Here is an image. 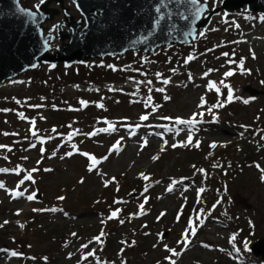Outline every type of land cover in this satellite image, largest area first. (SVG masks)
<instances>
[{
	"label": "rangeland",
	"instance_id": "1",
	"mask_svg": "<svg viewBox=\"0 0 264 264\" xmlns=\"http://www.w3.org/2000/svg\"><path fill=\"white\" fill-rule=\"evenodd\" d=\"M207 3L213 9L222 0ZM49 8L43 29L55 35L54 53L69 40L57 37L70 30L62 8L74 20L82 15L74 0H50ZM225 85L239 99L226 102ZM218 102L224 106L212 108ZM201 112L194 127L175 123ZM0 145V170H7L0 171V264H238L243 250L251 264H264L250 248L264 238V13L221 9L196 40L152 53L40 63L0 85ZM92 156L100 163L90 171ZM190 220L196 234L189 231L185 247L177 242Z\"/></svg>",
	"mask_w": 264,
	"mask_h": 264
},
{
	"label": "water",
	"instance_id": "2",
	"mask_svg": "<svg viewBox=\"0 0 264 264\" xmlns=\"http://www.w3.org/2000/svg\"><path fill=\"white\" fill-rule=\"evenodd\" d=\"M49 2L46 0L32 10L24 7L21 0H0V85L40 63L70 65L129 51L147 54L161 47L191 43L221 9L229 12L246 6L249 12L264 13V0H222L221 7L211 10L207 2L200 0L196 5L189 0L179 3L178 0H74L82 17L74 20L62 8L70 30L61 31L57 37L69 40L50 53L49 42L55 35L49 31L45 34L43 29V24L52 17ZM158 6L160 12L156 11ZM200 6H203L201 18L194 25L191 19L182 18L181 14L190 15ZM161 13L164 18L157 25ZM83 19L85 25L80 29ZM49 36L52 39L45 48ZM245 89L252 96L259 93L251 86ZM251 249L255 256L264 259V238L253 243Z\"/></svg>",
	"mask_w": 264,
	"mask_h": 264
},
{
	"label": "snow or ice",
	"instance_id": "3",
	"mask_svg": "<svg viewBox=\"0 0 264 264\" xmlns=\"http://www.w3.org/2000/svg\"><path fill=\"white\" fill-rule=\"evenodd\" d=\"M179 2H182V0H178V3H179ZM189 2H190L191 4H194V5L199 4V0H189ZM206 2H207V0H205V4H206ZM40 3H41V4L44 3V0H40ZM36 7L39 8V4H38ZM202 10H203V6H200V7H197V8L195 9V11H194L193 13H191L190 15H183V14H181V15H182V18L185 19V20H189V19H191V23L194 25V24H195V21H197V20H199V19L201 18ZM156 11H157V12H160V7H159V6L157 7ZM30 15L33 16V17H35V16H36V13H30ZM163 18H164V17H163V13H161L159 19L156 21V24L158 25V24H159V21H160L161 19H163ZM213 30H215V29H213ZM190 34H191V32L188 33V35H190ZM204 35H205V33H204L203 31H201V32H200V36H204ZM50 39H52L51 36H49V37L45 40V42H44V46H45V48L48 47V41H49ZM223 55L227 56L228 53H224ZM192 59H194L193 56H191V55L188 56L187 59H186V61H185V63H187L188 61H191ZM32 67H36V65H32ZM52 67H55V65H52ZM239 67H240V70H241V71H244V70H245V68H244V60H243V59H240V61H239ZM209 71H211V70H209ZM158 75H159V74H158ZM205 75H207V73H205ZM224 75H225L226 77H231V76L233 75V72L230 70V71H228V72H225ZM189 79H191V74L189 75ZM148 83H151V81H148ZM164 83L167 84V83H168V80H165ZM220 83L223 84L224 81H221ZM225 86L228 88V91H227V101H226V102H231L234 98H235V99H239V97H234V95H233V90H232V88H231L230 86H227V85H225ZM208 87H209L210 89H215V91H216L217 93L220 92V88L217 87L216 82L210 81L209 84H208ZM158 91L163 92L164 89L161 88V89H158ZM81 103H82V105H86L87 102L82 101ZM205 103H206V101H205L204 98L202 97L199 106L202 107ZM244 103H248V100H245ZM223 106H224V102H218L217 104L212 105V108H218V107H223ZM37 107H38V106H37ZM212 108L209 109V112L212 111ZM197 115H199V116L202 117V116L204 115V113H203V112H201V113H199V114L193 113L192 118H191V119H188V120H184V119L177 118L176 121H175V123H176V124H180V125H188V126H190V127H194L197 123L200 122V121H198L197 118H196ZM21 116H23L22 113H21ZM141 119H142V120H147L148 117L145 115V116H142ZM165 119H170V118H165ZM213 119H215V116H214V115H213ZM33 123H34V122H33ZM111 128H112V125L109 124V128H108V129H101L100 131H108V130L111 129ZM33 135H35V133H33ZM90 135H94V133H91ZM192 142H193V137H192V134L189 133L186 143H187V144H191ZM196 146L199 147V141L196 142ZM0 147H5V146L0 145ZM118 147H119V144L115 145V146H114V149H118ZM172 147L175 148V147H177V145H176V144H173ZM210 147L215 148V147H216V144L213 143V144L210 145ZM41 151H43V149H41ZM71 154H72V153H67L66 155H71ZM83 155H84V156H89L88 153H83ZM104 159H107V156L104 157ZM153 159H156V157H153ZM90 161H91L90 164H89V170H90V171H91L93 168H95L96 165H98V164L100 163V161L97 160L94 156L90 157ZM213 166L216 167L217 165H213ZM257 167H259V165H257ZM0 171H7V170L4 169V170H0ZM36 171H37V169H32L31 172H29V174H28L27 176L24 177V180H32V179H33V177H32V172H36ZM45 171H50V169H45ZM199 171H200L201 173H204V172H205L204 169H199ZM261 171H262V173H264V169H262ZM141 176H142L145 180L148 179V177L145 176L143 173H141ZM113 179H115V178H113ZM261 179L264 180V175L261 176ZM24 180H21L20 183L23 184ZM110 182H111V181H105V186H107V184L110 183ZM173 183H176V182L174 181ZM2 187H4V185H3L2 183H0V188H2ZM167 190H168V191H172V186L170 185L169 188H168ZM145 191H147V188L145 189ZM199 191H200V192H203L204 189L201 188ZM23 195H24V193H23V192H19V191H17V192L14 193V197H19V196H23ZM35 198H36V193H35V192H33L32 194H30V195L27 196V199H28L29 201H32V200H34ZM58 199L63 200L64 197L61 196V197H58ZM140 209H141L140 214H144V213H143L144 204H141V205H140ZM33 211H53V212H55V211H58V209H55V208H53V209H40V210H38V209H33ZM119 211H120L119 209H116L114 212H112L111 216H109V219H113V218L117 217ZM17 214H19V210H18ZM161 215H164V213H161ZM179 215H180V214L178 213L177 219H179ZM197 219H199V217H197ZM7 223H8V221H4V224H7ZM121 223H123V221H121ZM189 225H190V229H187V228H186V229L184 230V233L182 234V240H180V241L177 242V243H182V244H184L185 247H187L188 244L190 243V240H189V238H188V236H189V231H190L191 235H195V234H196V226H193V222H192L191 220L189 221ZM20 226L23 227V225H20ZM0 227H3V225H0ZM72 235H76V234L73 233ZM103 235H104V232L101 231L100 235L94 237L93 239L96 240V241H100L101 236H103ZM235 238H236V237L233 236V239H235ZM82 247L87 248L88 246H87V245H82ZM244 247H245V248H248V242H247V241H245V243H244ZM165 248H168V246H167L166 244H165ZM168 250H169L170 252H172L174 255H179V253L176 252L175 249H168ZM237 251H239V249H237ZM93 254H94V253L89 252L87 255H88V256H92ZM11 255H12V256H16V255H18V253H16L15 251H13V252L11 253ZM166 259H171V258L168 257V258H166ZM171 264H176V261H175V260H171Z\"/></svg>",
	"mask_w": 264,
	"mask_h": 264
},
{
	"label": "trees",
	"instance_id": "4",
	"mask_svg": "<svg viewBox=\"0 0 264 264\" xmlns=\"http://www.w3.org/2000/svg\"><path fill=\"white\" fill-rule=\"evenodd\" d=\"M97 73H93L94 75H104V76H107V72H101V71H96ZM109 73H111V72H109ZM60 117H62V116H60ZM57 124V123H56ZM59 124H61V122L59 123ZM58 124V125H59ZM220 153H224V149H222V150H220V152H217V155L219 154L220 155ZM216 155V154H215ZM238 227L239 226H237V228H236V230L234 231V232H237V230H238ZM240 229V228H239ZM42 230V229H41ZM44 230V229H43ZM236 239H238L237 240V244L239 245L240 244V241H239V234H237V237H236ZM248 253V252H247ZM242 257L240 258V262L238 263V264H240V263H244V264H251L250 263V261H249V258H248V256L247 255H251L250 253H248V254H246V251L245 250H243L242 251ZM39 264V263H38Z\"/></svg>",
	"mask_w": 264,
	"mask_h": 264
}]
</instances>
